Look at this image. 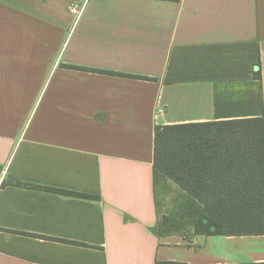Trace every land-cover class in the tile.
I'll return each mask as SVG.
<instances>
[{"label": "crops", "instance_id": "1", "mask_svg": "<svg viewBox=\"0 0 264 264\" xmlns=\"http://www.w3.org/2000/svg\"><path fill=\"white\" fill-rule=\"evenodd\" d=\"M252 117L264 0H0V264L264 262V234L155 229L156 127Z\"/></svg>", "mask_w": 264, "mask_h": 264}, {"label": "trees", "instance_id": "2", "mask_svg": "<svg viewBox=\"0 0 264 264\" xmlns=\"http://www.w3.org/2000/svg\"><path fill=\"white\" fill-rule=\"evenodd\" d=\"M153 166L156 184L165 177L188 196L178 202L175 213L158 220L155 229L161 236L182 227L209 235L264 234V117L157 126Z\"/></svg>", "mask_w": 264, "mask_h": 264}, {"label": "rangeland", "instance_id": "3", "mask_svg": "<svg viewBox=\"0 0 264 264\" xmlns=\"http://www.w3.org/2000/svg\"><path fill=\"white\" fill-rule=\"evenodd\" d=\"M180 190L177 184L169 179L160 176L157 182V197L159 202V220L165 216H170L177 210L180 197ZM183 192V190H182Z\"/></svg>", "mask_w": 264, "mask_h": 264}, {"label": "built area", "instance_id": "4", "mask_svg": "<svg viewBox=\"0 0 264 264\" xmlns=\"http://www.w3.org/2000/svg\"><path fill=\"white\" fill-rule=\"evenodd\" d=\"M69 8H70V11L72 13H74L75 15L78 16L82 12L83 5L80 2H73V3L70 4ZM162 112H163V108L162 107H158L157 108V113L161 114Z\"/></svg>", "mask_w": 264, "mask_h": 264}]
</instances>
